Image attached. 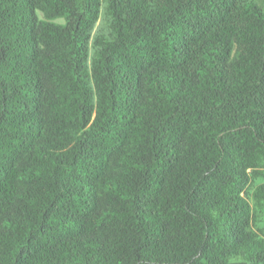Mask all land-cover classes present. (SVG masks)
I'll list each match as a JSON object with an SVG mask.
<instances>
[{"label": "trees", "instance_id": "1", "mask_svg": "<svg viewBox=\"0 0 264 264\" xmlns=\"http://www.w3.org/2000/svg\"><path fill=\"white\" fill-rule=\"evenodd\" d=\"M0 264H264V0H0Z\"/></svg>", "mask_w": 264, "mask_h": 264}]
</instances>
